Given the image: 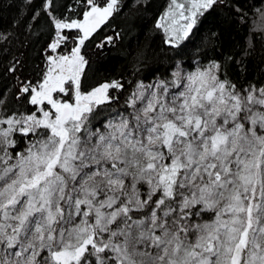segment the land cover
Masks as SVG:
<instances>
[{"label":"snow or ice","instance_id":"1","mask_svg":"<svg viewBox=\"0 0 264 264\" xmlns=\"http://www.w3.org/2000/svg\"><path fill=\"white\" fill-rule=\"evenodd\" d=\"M217 2L171 0L165 44L180 48ZM40 3L47 66L16 92L32 107L0 93V264H264V84L238 87L216 60L177 63L94 128L124 85H87L82 49L121 0L59 5L66 18Z\"/></svg>","mask_w":264,"mask_h":264},{"label":"trees","instance_id":"2","mask_svg":"<svg viewBox=\"0 0 264 264\" xmlns=\"http://www.w3.org/2000/svg\"><path fill=\"white\" fill-rule=\"evenodd\" d=\"M62 4L75 8V0H57L55 14L66 18L72 13L59 7ZM170 4L171 0H121V10L86 41L82 49L89 61L85 83L95 86L118 80L124 85L112 92L111 103L100 106L94 128L101 127L109 112H124L125 101L140 82H170L177 63L189 72L216 60L238 87L264 84V0H218L201 17L196 34L180 48L165 44L166 34L156 27ZM37 12L41 14L33 19ZM109 35L111 43L104 41ZM53 36V25L42 13L40 0H0V93L9 110L32 107L18 100L16 92L21 81L37 79L47 66V45ZM72 46L69 41L67 47ZM25 146L21 141L15 151Z\"/></svg>","mask_w":264,"mask_h":264},{"label":"rangeland","instance_id":"3","mask_svg":"<svg viewBox=\"0 0 264 264\" xmlns=\"http://www.w3.org/2000/svg\"><path fill=\"white\" fill-rule=\"evenodd\" d=\"M66 31V30H65ZM58 51H60V50H58ZM64 54H66V53H64ZM193 71V70H192ZM158 81H160V80H153V81H151V82H149V83H143V82H141V83H143L144 85H149V84H155L156 82H158ZM141 83H139V84H141ZM137 89V86H136V88H135V90ZM134 90V91H135Z\"/></svg>","mask_w":264,"mask_h":264},{"label":"bare ground","instance_id":"4","mask_svg":"<svg viewBox=\"0 0 264 264\" xmlns=\"http://www.w3.org/2000/svg\"><path fill=\"white\" fill-rule=\"evenodd\" d=\"M103 27V26H102ZM68 31V30H67ZM109 36H111V35H109ZM109 36H107V37H109ZM112 37V36H111ZM104 41H106V39L104 40ZM66 50H67V48L68 47H64ZM63 52H65V53H67L65 50L63 51ZM141 83V82H140Z\"/></svg>","mask_w":264,"mask_h":264}]
</instances>
